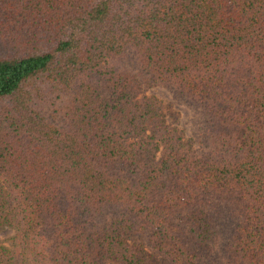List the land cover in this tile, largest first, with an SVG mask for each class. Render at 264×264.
Listing matches in <instances>:
<instances>
[{
  "label": "trees",
  "instance_id": "obj_1",
  "mask_svg": "<svg viewBox=\"0 0 264 264\" xmlns=\"http://www.w3.org/2000/svg\"><path fill=\"white\" fill-rule=\"evenodd\" d=\"M1 228L0 264H264V0H0Z\"/></svg>",
  "mask_w": 264,
  "mask_h": 264
},
{
  "label": "rangeland",
  "instance_id": "obj_2",
  "mask_svg": "<svg viewBox=\"0 0 264 264\" xmlns=\"http://www.w3.org/2000/svg\"><path fill=\"white\" fill-rule=\"evenodd\" d=\"M148 93L155 95L158 97L164 106L171 108L173 111L177 113V120L175 122L176 126L183 131L185 137H188L189 132V124H188V117H189V110L176 102H174L168 92L162 88L154 87L150 88ZM168 122L171 121V118L167 116ZM12 235V230L8 228H1L0 229V244L5 245L7 244V239Z\"/></svg>",
  "mask_w": 264,
  "mask_h": 264
}]
</instances>
